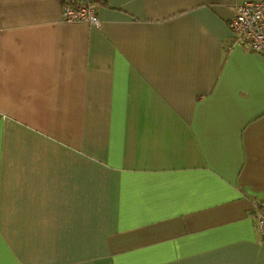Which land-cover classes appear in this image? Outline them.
<instances>
[{
  "label": "crops",
  "instance_id": "0c3cea01",
  "mask_svg": "<svg viewBox=\"0 0 264 264\" xmlns=\"http://www.w3.org/2000/svg\"><path fill=\"white\" fill-rule=\"evenodd\" d=\"M0 0V264H264L252 0Z\"/></svg>",
  "mask_w": 264,
  "mask_h": 264
},
{
  "label": "built area",
  "instance_id": "2783aa9c",
  "mask_svg": "<svg viewBox=\"0 0 264 264\" xmlns=\"http://www.w3.org/2000/svg\"><path fill=\"white\" fill-rule=\"evenodd\" d=\"M95 0H63L62 19L66 22L87 23L100 27ZM229 33L242 45L256 53H264V0L238 3L234 13L227 20ZM251 218L262 239H264V201H253L250 208Z\"/></svg>",
  "mask_w": 264,
  "mask_h": 264
},
{
  "label": "trees",
  "instance_id": "16d2710c",
  "mask_svg": "<svg viewBox=\"0 0 264 264\" xmlns=\"http://www.w3.org/2000/svg\"><path fill=\"white\" fill-rule=\"evenodd\" d=\"M94 2H98L97 0H95Z\"/></svg>",
  "mask_w": 264,
  "mask_h": 264
}]
</instances>
